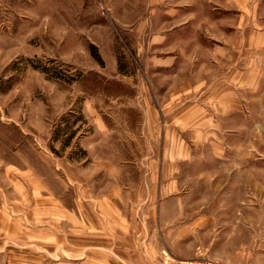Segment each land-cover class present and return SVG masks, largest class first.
Listing matches in <instances>:
<instances>
[{"label": "rangeland", "instance_id": "rangeland-1", "mask_svg": "<svg viewBox=\"0 0 264 264\" xmlns=\"http://www.w3.org/2000/svg\"><path fill=\"white\" fill-rule=\"evenodd\" d=\"M190 1L178 18L167 21L163 12L174 3L162 0H0V163L33 167L54 194L66 188L62 198L69 210L75 207V182L89 183L97 175L101 185L109 176L132 183L139 170L149 171V161L173 126L163 114L171 93L187 87L193 90L188 100L201 103L209 89L221 86L222 62L215 64L214 52L203 47L221 43L218 14L233 6L218 9L215 0ZM235 18L231 16L229 27L235 26ZM171 28L184 32L174 37ZM172 45L178 48V69L158 70L156 59L171 54ZM32 62L71 76L81 72L85 78L76 83L58 80ZM261 91L264 95L263 86ZM151 109L159 122L149 129L144 114ZM257 111L264 114V109ZM257 116L254 112L242 118V124L238 120L243 130L237 133H220L222 162L213 149L209 156V148L194 149L200 156L195 172L222 169L226 175L224 180L213 177L211 185L202 180L189 183L191 194L181 199L185 209H197L178 215V227L199 217L212 220L213 227L178 231L171 237L134 228L130 242L117 224L96 234L81 218L88 227L82 228L85 242L102 248L87 251L97 257L94 264H167L168 259L256 263L264 255V116ZM97 159L112 161L109 176L104 164L94 166ZM6 169L0 165V172ZM240 172L238 182L234 173ZM135 215L139 223L134 221V227H143L144 212L136 210ZM49 234L58 237L56 229L50 228ZM171 243H178L177 248ZM143 250L153 255L148 259L141 254L140 263ZM48 252L50 258L43 264H58L64 257L57 246ZM128 252L135 253L136 261L128 259Z\"/></svg>", "mask_w": 264, "mask_h": 264}, {"label": "crops", "instance_id": "crops-1", "mask_svg": "<svg viewBox=\"0 0 264 264\" xmlns=\"http://www.w3.org/2000/svg\"><path fill=\"white\" fill-rule=\"evenodd\" d=\"M162 1L174 3L173 7L165 8L166 11L163 12L164 16L169 18L167 21L175 20L184 7L192 5L190 0ZM222 4L233 6V9H230L232 12L224 8V11H219L222 14H218L217 23L222 24V34L219 33L222 41L214 47H203L206 52H214L217 59L215 64L220 66L222 62L221 86L209 89L201 103L188 100L193 97V90H188L187 87L171 93V103L167 104L163 114L167 124L173 126L168 127L166 138L160 142L158 151L152 161H149V171L143 173L139 170L137 178L130 181L132 183L116 182L109 176L114 169L112 161L97 159L94 166L104 164L105 173L109 178L102 185L96 180L97 175H93L89 183L78 181L72 184L75 207L69 210L67 202L62 198L67 192L66 188L63 194H54L43 178L33 171V167L26 165L24 169H19L16 167L17 163H0L7 167L6 171L0 172V264L3 260L8 264H43L49 260L48 250L54 246L64 254L58 264L98 262L95 261L96 256L89 255L93 250L102 248L99 244L85 242L82 228L88 227L83 224L81 218L86 219L90 224L88 229L96 234L102 233L107 227L112 229L113 225L117 224L123 231H127L122 233L126 234V239L129 238L130 242L135 234L132 232L134 228H139L141 233L143 229H153L152 236H163L164 233L171 237L178 231L189 233L213 227V221L203 217L178 227V215L182 216L184 212L197 209H185L181 199L182 196L191 194L192 187L189 183L202 180L211 185L213 177L219 176L224 180L226 175L222 169L219 172H211L213 169L205 173L195 172L193 167L195 163H199L196 161L200 156H196L194 149L209 148L208 156L212 154L213 149L214 153L216 152L215 158L220 157L221 161L224 156L220 150L223 140L218 141L222 135L220 133H237L239 129L243 130L237 123L238 120L242 124L241 119L249 118L254 112L257 117L264 116L257 111L264 109V95L261 91V87L264 88V0L213 2L218 9H222ZM232 15L236 17L233 28L229 27ZM191 19L188 17L187 21ZM168 31L174 37L180 36L179 32H184L176 28ZM177 49L172 45L171 54L156 59L158 70L172 73L178 69L179 57L174 52ZM162 50L165 52V49ZM253 95L255 97H252ZM144 115L148 126H156L159 122V116L154 109L148 110ZM185 130L188 134L184 135ZM212 158L209 157L208 160L211 162ZM183 165H186L184 172ZM102 172L104 170L98 171ZM242 175L241 172L234 173L235 180L239 182ZM136 210L145 214L143 227H134V221L138 222ZM50 228L58 231V237L49 234ZM67 230L72 234L69 237ZM173 244L177 248L178 243H171ZM128 245L132 246L131 243ZM152 245L150 243L146 248H151ZM89 249L92 250L91 254L87 253ZM132 254L135 253L128 252V259L136 261ZM139 254L140 263L144 261L142 255L152 259V252L147 250ZM263 259L264 255L253 264H261Z\"/></svg>", "mask_w": 264, "mask_h": 264}, {"label": "trees", "instance_id": "trees-1", "mask_svg": "<svg viewBox=\"0 0 264 264\" xmlns=\"http://www.w3.org/2000/svg\"><path fill=\"white\" fill-rule=\"evenodd\" d=\"M95 56L97 57V54H95ZM32 65L36 66L34 62H32ZM35 68L38 70L47 71L52 75L53 78H57L58 80L61 79L69 83H76L82 81L85 78V75L81 72L71 76V74L61 71L58 67H47L45 65L39 64V66L37 65Z\"/></svg>", "mask_w": 264, "mask_h": 264}, {"label": "built area", "instance_id": "built-area-1", "mask_svg": "<svg viewBox=\"0 0 264 264\" xmlns=\"http://www.w3.org/2000/svg\"><path fill=\"white\" fill-rule=\"evenodd\" d=\"M167 264H212V263H205V262H187L183 260H175V259H168Z\"/></svg>", "mask_w": 264, "mask_h": 264}]
</instances>
